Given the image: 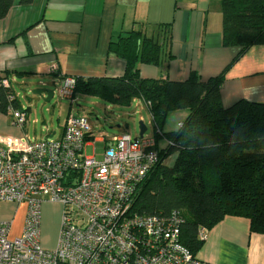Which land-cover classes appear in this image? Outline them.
<instances>
[{
    "label": "trees",
    "instance_id": "1",
    "mask_svg": "<svg viewBox=\"0 0 264 264\" xmlns=\"http://www.w3.org/2000/svg\"><path fill=\"white\" fill-rule=\"evenodd\" d=\"M32 2L0 0V19L15 4ZM221 7L222 46L236 47L237 53L218 75L202 80L191 71L184 80L141 77L137 62L166 67L172 58L162 47L169 39L166 27L162 43L130 30L110 45L125 59L122 76L73 78L72 96L146 104L159 160L139 184L133 208L149 215L176 212L180 241L194 255L203 243L199 229H210L227 215L248 218L250 230L264 234V102L240 99L225 107L220 93L230 66L251 47L264 45V0H221ZM19 102L11 86L0 84L1 112L21 108ZM177 110L188 111L181 126L162 132L167 115ZM161 140L165 143L159 148ZM169 157L173 160L166 164Z\"/></svg>",
    "mask_w": 264,
    "mask_h": 264
},
{
    "label": "crops",
    "instance_id": "2",
    "mask_svg": "<svg viewBox=\"0 0 264 264\" xmlns=\"http://www.w3.org/2000/svg\"><path fill=\"white\" fill-rule=\"evenodd\" d=\"M166 27L169 39L162 47L172 58L166 67L137 62L143 78L184 80L196 71L205 80L222 72L237 53L236 47L222 46L221 0H33L15 4L0 19V79L8 80L13 90L11 81L22 77L43 87L51 84L49 77H119L126 62L110 45L130 30L162 43ZM220 93L225 107L240 99L264 102V45L251 47L230 66ZM187 115V110L169 113L162 132L176 131ZM24 125H14L11 114L0 111V136L26 137ZM164 143L159 141V148ZM24 216L25 210L22 221ZM45 223L40 227L41 236L45 227L44 248L52 249L60 220L50 237ZM195 257L201 264H264V234L252 232L248 218L227 215L207 229Z\"/></svg>",
    "mask_w": 264,
    "mask_h": 264
},
{
    "label": "built area",
    "instance_id": "3",
    "mask_svg": "<svg viewBox=\"0 0 264 264\" xmlns=\"http://www.w3.org/2000/svg\"><path fill=\"white\" fill-rule=\"evenodd\" d=\"M63 82L61 97L72 98L74 79ZM0 84L10 86L6 79ZM7 112L14 125H24L25 110L9 106ZM90 137L106 142L92 136L87 117L74 113L56 138L0 136V202L26 206L18 235L12 236L11 221L0 220V264H201L180 241L176 212L133 208L139 184L159 160L154 137L113 135L100 158L83 153ZM45 202L62 206L52 249L40 243ZM206 233L200 228L197 236L203 241Z\"/></svg>",
    "mask_w": 264,
    "mask_h": 264
},
{
    "label": "rangeland",
    "instance_id": "4",
    "mask_svg": "<svg viewBox=\"0 0 264 264\" xmlns=\"http://www.w3.org/2000/svg\"><path fill=\"white\" fill-rule=\"evenodd\" d=\"M46 76L48 77V75ZM49 80L51 84L47 87L39 85L37 80L34 81L30 77L15 78L11 81L19 101L24 105V108H29L24 125L26 138L41 140L50 134H52V138H56L60 134L67 116L73 113L88 118L94 137L104 136L106 138L105 143L92 141L91 146H84L83 153L86 156L95 154L96 158H100L104 147L109 145V139L113 135L126 134L135 139L139 136V123L141 121L147 128L144 136H153L150 116L138 99L132 100L128 106H122L113 105L80 93H76L73 98H64L60 95L63 81L53 77H49ZM39 88L51 90L53 92L51 99L43 100L44 97H47L46 93L43 94V97L32 93L33 90ZM172 160L173 157H169L165 163L169 164ZM24 210L26 211L25 204L18 205L14 202H8V204L0 205L1 217H5L12 223V236H16L20 232L23 223L21 216ZM61 214V204L49 203L46 205V202L42 203L41 223L46 222L44 225L47 228L45 233L47 237L51 236V230L56 226L58 219L61 220ZM43 232H45V227L42 236L40 233V243L44 248ZM50 242L51 239L46 244Z\"/></svg>",
    "mask_w": 264,
    "mask_h": 264
},
{
    "label": "water",
    "instance_id": "5",
    "mask_svg": "<svg viewBox=\"0 0 264 264\" xmlns=\"http://www.w3.org/2000/svg\"><path fill=\"white\" fill-rule=\"evenodd\" d=\"M33 94H36V95H40L43 97V94L46 93L47 94V97H44L43 100L45 101H48L51 99L52 95H53V92L49 89H43V88H39V89H35L32 91ZM146 126L143 124V122L141 121L139 123V136L142 137L146 131Z\"/></svg>",
    "mask_w": 264,
    "mask_h": 264
}]
</instances>
